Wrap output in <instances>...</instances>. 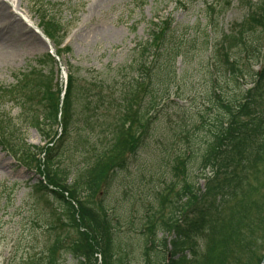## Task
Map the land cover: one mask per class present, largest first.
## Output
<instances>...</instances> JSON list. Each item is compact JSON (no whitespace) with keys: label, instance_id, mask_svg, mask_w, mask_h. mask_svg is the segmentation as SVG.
<instances>
[{"label":"trees","instance_id":"obj_1","mask_svg":"<svg viewBox=\"0 0 264 264\" xmlns=\"http://www.w3.org/2000/svg\"><path fill=\"white\" fill-rule=\"evenodd\" d=\"M241 2L246 16L229 33L220 34L222 42L206 28L186 35L187 29L178 34L169 22L152 23L150 40L130 65L116 72L112 85L89 84L84 93L71 73L62 137L46 149L41 169L45 183L39 181L33 188L36 203L48 211L47 230H56L42 264L62 263L63 254L72 256L75 264H98L95 255L101 264H123L126 257L117 245L120 225L107 202L120 186H125L123 197L130 193L134 182H124V174L139 159L143 160L138 168L143 178L139 209L147 228L137 236L146 264H259L264 218L245 213L249 204L238 203L236 210L233 201L253 187V176L264 173V66L258 72L251 69L261 56L253 33L264 27V0ZM208 12L212 25L214 9ZM44 23L50 35L59 29L51 16ZM180 56L184 65L201 68L184 79L185 90L203 92L200 100L196 94L188 97V106L177 91L182 103L168 101ZM196 72L198 76L203 72L205 79L193 78ZM44 99L41 125L50 127L56 123V102L51 94ZM1 123L0 129L5 128ZM161 124L165 129L158 131ZM73 130L78 133L69 145L79 147L83 166L74 184H67L69 172L56 166L54 158ZM151 141L154 154L147 147ZM11 150L24 162L34 166L39 162L34 152L15 142ZM199 179L205 181L202 193ZM99 193L104 200L95 201ZM42 207H37L40 215ZM256 213L264 215L261 207ZM226 215L230 224L223 220ZM130 221L124 227L134 228ZM160 231L173 232L168 260L166 240L156 239Z\"/></svg>","mask_w":264,"mask_h":264},{"label":"rangeland","instance_id":"obj_2","mask_svg":"<svg viewBox=\"0 0 264 264\" xmlns=\"http://www.w3.org/2000/svg\"><path fill=\"white\" fill-rule=\"evenodd\" d=\"M10 1L4 0L7 5L12 6ZM13 1L15 13L19 14L22 12L23 15L25 14L31 18V21L39 27L41 25L39 21L40 18L44 17L43 15H47V17L48 15H52L60 20L63 28L65 27V36L70 39V53L65 56L67 63L76 68H93L98 71L104 69L108 64L111 67L117 68L128 66L129 62H131V59H128L131 54L129 50L135 42H139L141 41L140 39L146 37L150 19L157 21L161 18L159 20L161 22L163 20L167 21L171 17V24L176 28L175 31H179L180 28L183 29L184 27H192L193 24L198 22L200 32L202 33L203 25L208 22L209 16V12L205 10L204 5L216 4L220 1V6L224 8V12L218 13L216 9L214 13L215 18H212L214 22L209 29L217 34L215 38L220 39L219 42H222V35L220 36V34L229 33L231 24L241 21L246 16V8L240 4V0H192L193 3H190L191 6L187 9H182V5H177L178 1L183 0ZM253 1L256 2L257 0ZM255 35L264 42V31H257ZM36 36L42 39L39 37L40 35L36 34ZM41 42L42 44L37 45L19 40L11 43L8 47L0 48V88L4 90L2 92L3 97L1 96L0 98V119L4 125L7 124L13 127H16L15 124L20 120V129L15 134V138L17 137L19 140L24 139L26 143L35 146H39V141H42L34 129L29 126L30 120H28L27 116H30V114L28 113V109H17V107L13 106V103L17 101V96L13 94L12 87L19 82L23 73L28 72L31 68L35 70V68L39 67L36 60L38 57L43 56L47 50L46 44L42 40ZM234 52L235 49L231 50L229 54H233ZM196 69L201 70L199 65L186 66L183 63L176 67V72L180 73L177 78H180V81L183 79L180 85L181 91L184 89L185 77L191 78ZM191 70L194 71V73H189L192 76L183 75V73L191 72ZM209 72L211 73V70ZM43 73L46 74V71ZM42 76L44 77V75H40V78ZM81 77L87 79L86 73L84 74L81 71L79 79ZM193 78L205 79L204 73L201 72V75L198 76L196 72V76ZM1 89L0 95H2ZM186 89L190 91L189 88ZM202 93L199 90H196V93L193 92V94L198 96L199 100L202 98L200 96ZM205 100L206 98L204 99V103H206ZM32 102L33 104L29 105L30 110L37 106L35 100ZM6 120L8 121L7 123L5 122ZM164 129L165 124L157 127L158 131ZM164 132H166L165 135L167 133L171 134V132ZM149 143L150 145L147 147L151 148V153L154 154L156 152V145L152 141ZM149 153L150 151L147 152V155ZM54 161L56 166L62 167L67 165L71 167L70 169L73 173H69L67 184H74L79 175L76 172L82 167L79 164L81 159L78 157L77 152L73 148H66L64 146L54 158ZM142 161L140 159L137 160L135 165H132L135 168L124 174L126 177L124 178V182L128 183L131 180L134 182L130 193L126 197H123L122 191L125 186H120L118 193L114 197L109 198L107 202L120 225L121 235L117 245L121 246V254L123 257H126L123 260V264H141L144 263L145 259L143 249L138 242L139 237L137 236L141 224L145 222V220L143 222L140 220L142 215H145L144 211H139L138 209V204L141 201L139 194L143 184V178L138 168L141 166ZM18 162L17 159L12 158L7 151L0 147V264H14L13 260L11 261L13 256L17 258L22 255L25 258L38 257L44 252L45 246L53 238L56 231L47 230L43 233L45 230L43 224L47 211L46 209L44 210L43 217L37 212V207L39 205L43 206V204L36 203L35 196H33V186L38 182L42 174V162L39 161L35 166L34 162H31L30 166L22 165ZM34 167L39 168L36 170L38 171L37 173H35ZM262 168L264 170V165ZM253 178V187L246 191L245 195L239 196L238 200L233 201L235 202L233 207L237 210L240 203H243V205L249 204L251 205L250 209L243 208L245 213L253 218H264V215L256 213V209L260 207L264 211V173L260 172L253 176ZM196 183L197 186L203 188L204 181L199 180ZM160 189L161 187L158 185L157 190ZM241 190L242 187L238 193ZM200 191L202 192V189ZM99 196L98 199L100 200L102 193H99ZM17 217H20L18 222L16 221ZM120 217L124 219L122 223L119 221ZM5 219L7 220V224L4 223ZM223 220L225 222L228 221L227 223L230 224L228 215ZM129 221L135 223L134 228L129 229L124 227ZM242 227L244 226L242 225ZM157 239L159 242L161 241L160 234L157 235ZM61 258H63V262L59 264L76 263L73 257L70 259L67 255L64 256L63 254Z\"/></svg>","mask_w":264,"mask_h":264},{"label":"bare ground","instance_id":"obj_3","mask_svg":"<svg viewBox=\"0 0 264 264\" xmlns=\"http://www.w3.org/2000/svg\"><path fill=\"white\" fill-rule=\"evenodd\" d=\"M15 12L13 6L0 0V48L8 47L19 40L28 41L29 44H42L34 31V23L25 14Z\"/></svg>","mask_w":264,"mask_h":264}]
</instances>
